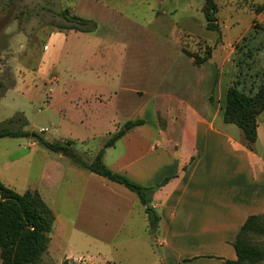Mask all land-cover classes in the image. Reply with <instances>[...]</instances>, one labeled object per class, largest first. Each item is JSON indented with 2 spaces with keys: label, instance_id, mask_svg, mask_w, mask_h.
<instances>
[{
  "label": "rangeland",
  "instance_id": "rangeland-1",
  "mask_svg": "<svg viewBox=\"0 0 264 264\" xmlns=\"http://www.w3.org/2000/svg\"><path fill=\"white\" fill-rule=\"evenodd\" d=\"M263 3L0 0V123L22 114L25 130L51 143L72 141L71 147L86 162L128 120L145 118L150 128L155 117L172 137L169 125L196 118L167 114L161 106L175 107L176 96L190 95L198 80L197 90L205 85L203 101L215 99L220 110L229 89L250 97L264 85ZM66 9L94 22V35L105 42L88 45L80 34H67L57 64L58 51L46 54V41L52 33H68L57 28L65 23L60 14ZM209 9L212 24L205 18ZM153 93L160 94L150 97ZM198 94L195 105L203 103ZM152 109L158 110L154 117ZM258 120L264 121V111ZM126 147L118 141L105 149L104 164L110 168L123 155L133 157L147 150L128 146L127 153ZM167 147L164 155L172 156ZM230 148H211L209 154L225 160L237 154ZM0 182L17 194L37 190L54 213L40 264H166L157 231L149 228L138 199L132 202L127 193L136 195L48 151L31 137L0 138ZM252 242L264 249V235L254 236ZM172 246L185 253L198 250L191 240Z\"/></svg>",
  "mask_w": 264,
  "mask_h": 264
},
{
  "label": "crops",
  "instance_id": "crops-1",
  "mask_svg": "<svg viewBox=\"0 0 264 264\" xmlns=\"http://www.w3.org/2000/svg\"><path fill=\"white\" fill-rule=\"evenodd\" d=\"M70 33L85 37L88 45L105 42L94 33H52L46 41V54L48 50H57V64ZM187 81L185 83L190 86ZM200 83L198 80L195 88L198 89ZM197 89L190 95L176 96L178 103L175 107L157 104L167 114H185L196 119L177 127L169 125L168 132L173 131L170 137V133L166 135L165 129L154 121L158 110L152 109V127L146 128L145 118L136 119L142 120L143 125L135 127L118 140L127 146V153L128 146H143L145 150L147 148L145 153L133 157L123 155L109 168L143 186L159 184L165 177L171 178L152 196V206L160 218L156 229L157 246L164 247L166 264H226V261H235L232 243L239 228L248 217L264 215V121H257L254 150L249 151L241 142L240 130L223 121V110L219 109L216 100L205 103V94ZM197 93L199 101L203 103L195 105L192 102H197L194 100ZM159 94L153 93L150 97L158 98ZM192 97L193 101H190ZM138 131L141 136L136 134ZM142 137L147 140L143 141ZM148 141L149 145L146 144ZM165 145L172 150V156L164 155ZM219 146L227 149L233 146L236 151L232 152L237 154L226 156L225 160L209 154L211 148L217 149ZM127 195H130L132 202L136 201L135 196ZM183 240L198 244V250L189 253L176 251L172 244Z\"/></svg>",
  "mask_w": 264,
  "mask_h": 264
},
{
  "label": "trees",
  "instance_id": "trees-1",
  "mask_svg": "<svg viewBox=\"0 0 264 264\" xmlns=\"http://www.w3.org/2000/svg\"><path fill=\"white\" fill-rule=\"evenodd\" d=\"M264 10V3L261 6ZM65 21L57 26L64 31L93 33L97 26L94 22L70 15L63 10L60 14ZM206 20L212 24L210 9L205 13ZM264 111V85L254 96H245L235 89L226 93L223 109V121L233 124L240 130L242 144L249 151L254 150L258 116ZM18 125V129L15 127ZM143 125L142 120L127 121L112 135L104 146L97 152L94 159L88 163L71 147L72 141L48 142L37 134H31L25 127L27 121L22 114H16L0 123V138H29L50 152L61 154L77 167L102 177L109 182L120 185L136 195L147 216L151 230H156L159 216L152 206L153 194L165 186L170 177L152 186L135 183L126 176L111 171L103 163L104 151L113 147L126 133ZM193 157L191 158V161ZM55 223L52 210L45 204L37 191L26 190L17 194L0 183V259L1 264H40L47 251L50 234ZM264 235V215L250 216L239 228L232 243L236 254L235 261L226 264H259L264 261V249L253 244L254 236ZM109 264V263H106Z\"/></svg>",
  "mask_w": 264,
  "mask_h": 264
}]
</instances>
